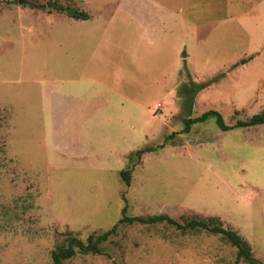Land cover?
<instances>
[{
  "label": "rangeland",
  "instance_id": "obj_1",
  "mask_svg": "<svg viewBox=\"0 0 264 264\" xmlns=\"http://www.w3.org/2000/svg\"><path fill=\"white\" fill-rule=\"evenodd\" d=\"M18 1L0 0V264H52L51 254L71 239L85 244L115 225L101 255L76 253L61 264H248L236 261V249L219 235L165 223L117 224L123 217L159 215L179 225L197 220L233 231L264 264V126L223 132L209 117L185 134L187 114L178 98L189 80L213 81L195 95L190 118L216 111L233 127L264 115V0ZM59 7L88 19L73 21ZM117 9L153 22L162 10L173 12L158 42L144 45L147 54L159 50L147 62L157 60L156 81L129 82L135 65L141 70L137 60L122 61L113 77L107 72V82L143 109L111 106L101 114V127L81 128L65 111L53 121L47 102L52 82L86 78L93 64L104 65L105 49L130 47L120 40L93 49L97 39L83 38L84 31L99 36L102 25H135ZM75 86L67 83L60 92ZM118 125L122 150L136 147L126 142L131 125L147 136L122 158L106 150V142L117 140ZM99 147L106 157L101 170L88 158ZM143 149L148 152L138 157ZM126 171L128 185L120 176Z\"/></svg>",
  "mask_w": 264,
  "mask_h": 264
},
{
  "label": "crops",
  "instance_id": "obj_2",
  "mask_svg": "<svg viewBox=\"0 0 264 264\" xmlns=\"http://www.w3.org/2000/svg\"><path fill=\"white\" fill-rule=\"evenodd\" d=\"M117 12H123L125 17L124 21L128 22L129 20H133L135 21V25L129 26L122 24L121 26L123 27H111L109 25H102L99 26V36L91 35V31H84L86 33H84L83 38L84 40L89 42L97 39L92 46L93 49L97 48V46L107 47V45L120 40H128L130 47L128 48V50L122 49L119 44L118 46L111 45L114 48L112 47L111 49H105L104 51L106 53V58L104 61V65L99 68L93 64L91 74H89V76H87L86 78H78L75 79V81L66 78L64 80L52 82V87L47 91V102L49 106V112L52 115L51 117L53 121L55 117L58 116L55 115L56 112L59 113V116L63 117V112L65 111L68 113V116H70V114L71 116H74V119L78 121L81 128L86 126L87 124H89L91 127H101L105 124L103 121L106 122V119L102 120L101 114L103 115L102 112L110 110L111 106H114L115 111L118 112L128 111L129 113H131L143 109L140 103L123 97L120 89H118L115 84L107 82L109 80L108 77L117 74V71H119L120 67H122L123 65L122 61L125 60V64L130 65L131 61L134 62L137 60L136 62H140L139 65L141 70H139L138 65H135L136 67L134 68V70L138 69V72H136L137 74L133 75L131 73L129 82L132 81V84L134 86H137V79L146 80L147 77L148 80L152 82H154V80L156 81V75L152 73V70H156L155 66L157 60L151 61V63H153V66L147 62H150V59L158 58V56H160L158 53L159 50H157V48L150 49L147 54L144 45L146 43L153 45L158 42L163 31V22L165 18L169 16L172 19L173 12L169 10H162L160 19L155 22L144 21L141 17H137L138 19L136 20L134 19V13L128 10L123 11L122 9H117ZM114 18L115 16H111L110 20L108 21H111ZM182 22L190 26V28L193 27L188 21L183 20ZM84 28L87 29L88 27ZM119 28H123L124 30L122 31ZM117 30H121L122 34L114 35L113 33H115ZM127 32L128 34L126 35ZM130 49L133 53L130 56L126 55L129 57H126L124 59V55L127 54ZM93 53H95L94 50ZM118 54L121 56L118 57ZM91 55L93 54L91 53ZM108 71L112 72L111 74H109V76L107 74ZM96 72H100L102 75L100 74L99 77L96 74L94 75L93 73ZM105 77H107V79ZM71 82H75L76 86L70 87L65 92H60L65 84ZM155 85L157 86V84ZM125 102H128L130 106L125 107ZM157 105L158 104H156V107ZM113 128L118 132V137L116 138L117 140H113L112 144H110L109 141L106 142V144L109 145L106 150L110 153L111 149L113 148V150H115V158H122V156H124L125 154H129L135 148H139L138 145L140 143V135L147 139V136L145 134H141L142 130L140 127L137 128L134 125H131L127 129L129 133V139H127L126 142L130 143V145L132 146L134 145V143H137L136 147L131 149V146H128L126 149L122 150L121 148H117L116 144H124V132H119V130H121V125L114 126ZM69 151L70 153L74 154L73 149H70ZM102 152L104 153V150L101 151L99 147L98 149H96V151H94L93 157H88L89 160L93 161V168L97 170H101L104 168V163L102 161H104L106 157Z\"/></svg>",
  "mask_w": 264,
  "mask_h": 264
},
{
  "label": "trees",
  "instance_id": "obj_3",
  "mask_svg": "<svg viewBox=\"0 0 264 264\" xmlns=\"http://www.w3.org/2000/svg\"><path fill=\"white\" fill-rule=\"evenodd\" d=\"M59 12H65L66 15L73 20L84 21L88 19V16L84 13L69 11L62 7L57 9ZM213 83V81H211ZM211 82H207L204 85H197L195 82L189 80L187 83L181 84L178 94L179 99L182 105L183 113L187 114V118L184 119V127L182 132L188 133L190 127L196 123H202L209 117H214L218 128L227 132L229 130H233L236 128H250L257 126H264V115H254L248 121L245 122H237L233 127H228L224 124L222 116L216 111H208L202 114L198 118H190L192 108V101L195 95L201 91L202 89L208 87ZM171 138V136L169 137ZM143 152H148V150H139L136 152L137 156L140 157ZM120 176L122 177L124 183L126 185L129 184V171L121 172ZM134 223L144 224V225H153L157 223H165L168 226H172L181 232H192V231H205L211 235H219L221 236L228 244L236 249V261L242 260L248 264H260L258 263L251 255V251L246 245V243L233 231L225 230L220 226H210L205 221H197L191 220L184 225H179L171 218H168L163 215L150 217V218H121L117 224H128L132 225ZM117 230V225L113 226L109 231H106L100 235H91L87 238L86 243H82L79 240L71 239L67 248L61 251L53 252L51 254L52 264H61L65 260L71 259L76 253H80L83 255L93 254V255H101L102 251L100 249V245L106 242L111 236L115 235ZM76 248V250H74Z\"/></svg>",
  "mask_w": 264,
  "mask_h": 264
},
{
  "label": "water",
  "instance_id": "obj_4",
  "mask_svg": "<svg viewBox=\"0 0 264 264\" xmlns=\"http://www.w3.org/2000/svg\"><path fill=\"white\" fill-rule=\"evenodd\" d=\"M18 3H22V1H21V0H19V1H18ZM184 57H185V55H182V58H184Z\"/></svg>",
  "mask_w": 264,
  "mask_h": 264
}]
</instances>
